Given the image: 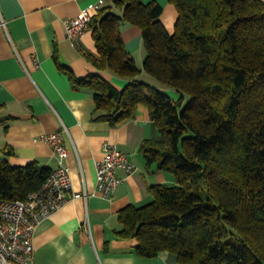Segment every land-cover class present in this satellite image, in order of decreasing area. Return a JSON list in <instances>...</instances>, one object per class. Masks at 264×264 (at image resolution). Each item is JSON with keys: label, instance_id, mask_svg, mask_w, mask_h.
Masks as SVG:
<instances>
[{"label": "trees", "instance_id": "trees-1", "mask_svg": "<svg viewBox=\"0 0 264 264\" xmlns=\"http://www.w3.org/2000/svg\"><path fill=\"white\" fill-rule=\"evenodd\" d=\"M172 2L179 12L174 32L155 0H107L94 13L96 52L83 54L129 80L124 89L98 74L78 77L57 53L56 64L76 89L92 92L94 110L112 126L144 104L158 129L159 138L144 140L140 151L175 183L151 184L150 202L119 212L117 233L137 240L139 255L264 264V0ZM124 24L142 29L143 68L126 48ZM4 153L0 198L26 199L53 170L38 161L13 166V149Z\"/></svg>", "mask_w": 264, "mask_h": 264}, {"label": "crops", "instance_id": "crops-1", "mask_svg": "<svg viewBox=\"0 0 264 264\" xmlns=\"http://www.w3.org/2000/svg\"><path fill=\"white\" fill-rule=\"evenodd\" d=\"M106 1L0 0V23L1 18L8 22V30L0 26V156L5 157L4 150L12 148L15 153L8 158L13 166L38 161L55 169L59 159L42 136L65 126V144L70 150L65 164L71 170L73 190L88 193L87 199H70L38 225L33 264H181L169 251L155 257L139 255L137 240L117 233L122 229L120 210L150 202L151 184L173 183L172 173L155 164L149 166L140 151L144 140L159 138L148 107L139 104L132 118L112 126L102 118L103 110H94L92 92L76 89L56 64L57 53L80 78L98 74L119 89L128 85L129 80L98 69L84 56L83 51L96 52L91 28L75 43L66 32V20L89 4L102 6ZM155 1L163 6V23L174 32L179 15L176 5L172 0ZM121 34L127 50L143 68L142 29L124 24ZM142 77L153 81L145 72ZM108 141L136 165L131 174L119 169V175L126 178L111 197L97 190L96 177ZM87 218L91 233L84 227Z\"/></svg>", "mask_w": 264, "mask_h": 264}, {"label": "built area", "instance_id": "built-area-1", "mask_svg": "<svg viewBox=\"0 0 264 264\" xmlns=\"http://www.w3.org/2000/svg\"><path fill=\"white\" fill-rule=\"evenodd\" d=\"M100 8L97 3L89 4L79 14L66 20V32L72 42H76L90 29L94 13ZM8 22L1 18L0 26L8 30ZM65 133L68 129L44 134L42 139L53 148L59 159V165L53 169L40 189L30 193L26 199L0 198V263L33 264L34 234L38 225L61 209L70 199L84 197L88 193L73 190L71 170L65 164L70 150L65 144ZM104 157L97 163V190L106 197H111L115 190L125 181L119 175L123 168L128 174L135 171L124 151L116 144L106 142ZM84 227L91 233L88 218Z\"/></svg>", "mask_w": 264, "mask_h": 264}, {"label": "rangeland", "instance_id": "rangeland-1", "mask_svg": "<svg viewBox=\"0 0 264 264\" xmlns=\"http://www.w3.org/2000/svg\"><path fill=\"white\" fill-rule=\"evenodd\" d=\"M173 175V174H172ZM173 183H175V177L173 176Z\"/></svg>", "mask_w": 264, "mask_h": 264}]
</instances>
